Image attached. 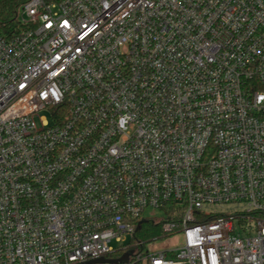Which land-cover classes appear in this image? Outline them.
Returning a JSON list of instances; mask_svg holds the SVG:
<instances>
[{
  "label": "built area",
  "instance_id": "2783aa9c",
  "mask_svg": "<svg viewBox=\"0 0 264 264\" xmlns=\"http://www.w3.org/2000/svg\"><path fill=\"white\" fill-rule=\"evenodd\" d=\"M16 19L0 264H264V0H27Z\"/></svg>",
  "mask_w": 264,
  "mask_h": 264
},
{
  "label": "trees",
  "instance_id": "16d2710c",
  "mask_svg": "<svg viewBox=\"0 0 264 264\" xmlns=\"http://www.w3.org/2000/svg\"><path fill=\"white\" fill-rule=\"evenodd\" d=\"M27 0H0V27L9 28L16 26V14L19 7ZM174 208L169 206L165 209L164 214L156 218L153 221H147L141 225V229L138 231V235L146 238L157 236L160 233V224L164 220H175L178 216L173 217L171 213Z\"/></svg>",
  "mask_w": 264,
  "mask_h": 264
},
{
  "label": "rangeland",
  "instance_id": "374dc122",
  "mask_svg": "<svg viewBox=\"0 0 264 264\" xmlns=\"http://www.w3.org/2000/svg\"><path fill=\"white\" fill-rule=\"evenodd\" d=\"M226 207H219L218 210H225ZM213 210V209H212ZM147 213H150L149 210H147L146 212V215ZM159 212H157V217H159ZM137 237L140 239V240H146V237L144 236H141V235H138L137 234ZM129 240V238H127V241ZM126 241V242H127ZM182 242V238H181V235L180 234H177L171 238H168V239H158L155 244L152 245L153 248H157V249H162V248H165V247H170V246H177L179 247L180 244Z\"/></svg>",
  "mask_w": 264,
  "mask_h": 264
},
{
  "label": "water",
  "instance_id": "95a60500",
  "mask_svg": "<svg viewBox=\"0 0 264 264\" xmlns=\"http://www.w3.org/2000/svg\"><path fill=\"white\" fill-rule=\"evenodd\" d=\"M143 222H145V220L143 219V220H141L140 222H139V224H138V227L137 228H139L140 227V225H141V223H143ZM128 254H125L124 256L126 257ZM96 261H111V262H116V261H121V259H117V260H106V259H103V258H99V259H97Z\"/></svg>",
  "mask_w": 264,
  "mask_h": 264
}]
</instances>
